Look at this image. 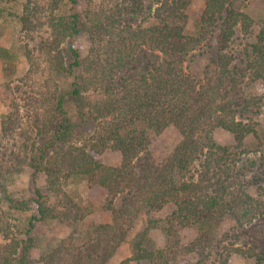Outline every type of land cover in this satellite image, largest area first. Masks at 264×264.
I'll return each instance as SVG.
<instances>
[{"label":"trees","instance_id":"16d2710c","mask_svg":"<svg viewBox=\"0 0 264 264\" xmlns=\"http://www.w3.org/2000/svg\"><path fill=\"white\" fill-rule=\"evenodd\" d=\"M153 2L156 7L147 9L155 21L148 26L134 21L138 12L145 10L142 0H86L80 9L50 20L52 39L43 41L40 49L46 51L51 73L71 75L74 80L66 93L44 89L35 97L37 104L41 100V107H35L37 121L17 139L18 104L12 103V112L1 121L0 264H50L60 258L56 248L49 253L35 250V224L60 218L47 195L38 187L32 200L16 198L8 191V178L26 165L34 173H44L52 189L63 178L83 177L110 196L125 195L127 208L133 198L152 211L171 205L174 209L166 218L168 236L175 237L178 228L196 225L202 231L201 241L210 238L227 216L238 227L264 216V186L258 187L260 195L254 197L236 180L242 174L238 167L246 151L245 139L257 135L258 122L253 115L259 113L260 106L257 97L239 95L237 86L246 78L264 81V26L253 40L242 38L236 43L238 33L250 34L253 18L234 0H206L195 21L197 34H189L186 25L191 0ZM24 8L27 10V5ZM3 11L0 8V18ZM28 20L22 16V22ZM81 32L88 34L91 47L84 71L78 75L76 70L83 61L73 38ZM210 38L218 45L219 74L202 82L190 73L189 51ZM62 43L64 48H60ZM0 56L9 54L0 47ZM69 95L79 118L95 123L93 134L84 140L67 109ZM216 128L231 132L235 145L219 144L213 136ZM164 135L170 138L172 150L163 160L155 161L152 147L157 139H165ZM108 147L120 152V165H106L92 154ZM195 166L199 167L196 179L192 173ZM31 201L36 213L25 225L13 229L3 206L8 211L27 212ZM149 224L153 226V221ZM150 227L132 241V255L119 264L143 260L171 264V249L146 246ZM99 228L105 233L110 225ZM112 232L116 237L114 228ZM124 239L117 237L110 251L98 260L92 253H98L99 242L83 257L89 258V264H105ZM223 250L226 262L232 253L255 257L257 264L263 261L261 253L245 251L234 243H225ZM87 258L68 264H88Z\"/></svg>","mask_w":264,"mask_h":264},{"label":"rangeland","instance_id":"374dc122","mask_svg":"<svg viewBox=\"0 0 264 264\" xmlns=\"http://www.w3.org/2000/svg\"><path fill=\"white\" fill-rule=\"evenodd\" d=\"M85 1L77 0L74 4L72 0L31 2L0 0V8L4 10L0 18V47L9 54L6 58L0 56V135L1 121L5 115L12 112V103L18 104L20 109V121L14 133L17 139L21 133L30 131L37 121L35 107H41L39 106L41 100L37 104L35 97H39L41 91L53 88L63 93L69 91L74 76L67 74L56 76L51 73L46 61V51L41 50L40 46L43 41L48 42L52 39L50 20L57 15L69 14L72 9H80ZM99 1L102 0H97ZM153 1L142 0L145 10L138 12L134 19L136 23L148 26L155 21L152 11L149 12L147 9L151 5L156 7ZM205 2L206 0H191L186 25L189 34H197L195 21L202 14ZM234 3L254 20L250 34L245 37L238 33L236 43L242 38L244 41H251L259 28L264 26V0H234ZM26 5L27 10L24 8ZM22 16L29 17V20L22 22ZM73 44L83 61L82 66L76 70V74L79 75L83 73L90 55L91 40L87 33L81 32L74 36ZM64 47L65 44L62 43L60 48ZM217 53L218 45L215 38L202 40L189 51L190 73L202 82L207 80L206 77H216L219 74L216 64ZM237 90L242 97L260 99L259 113L253 115L258 122L257 135L250 134L245 139L246 151L242 154V161L238 167L242 174L236 179L246 186L251 195L258 197L260 195L258 187L264 186V81L246 78L237 86ZM67 109L72 120L78 125L79 138L84 140L91 136L95 123L79 118L71 95L67 98ZM213 136L221 145L233 146L236 143L234 135L222 128H216ZM163 137L165 139H157L152 147L155 161L163 160L172 150L173 145H170L168 135ZM92 154L106 165L118 166L121 163V154L113 147H108L100 153L93 151ZM137 167L139 168V165ZM197 169L199 167L195 166L192 170L195 179L198 177ZM37 187L47 195L49 204L59 211L60 215V218L36 223L32 231L36 252L49 253L55 248L60 252L59 261L50 264H68L72 261L76 263L78 258L85 259L93 251L92 246L99 242L100 248L106 249L98 248V253H92L98 260L102 254L110 251L117 237H125L105 263L119 264L132 255V241L150 226L146 246L171 249V264H257L255 257L237 253H232L226 262V252L222 251V246L227 242L234 243L248 252L261 253L263 257L261 264H264V216L244 227H238L235 220L227 216L214 228L210 238L200 241L202 231L196 225L178 228L175 237L168 236L166 218L174 209L173 206L167 205L162 210L152 211L133 198L131 207L127 208L124 206L125 195L110 196L100 186H90L83 177L63 178L60 185L52 189L44 173H34L26 165L21 172L12 174L7 180L8 191L20 199L32 200ZM31 205V210L27 212L8 211L7 207L3 206L4 217L6 216L13 229L18 227L15 225H25L28 218L36 213L35 203L32 202ZM111 208L116 212L114 213ZM149 220L153 221V226L149 224ZM106 224H109L110 228L105 233H100L99 226ZM112 226L116 231V237H113ZM87 260L89 264V258ZM132 264L150 263L143 260L139 263L133 261Z\"/></svg>","mask_w":264,"mask_h":264}]
</instances>
